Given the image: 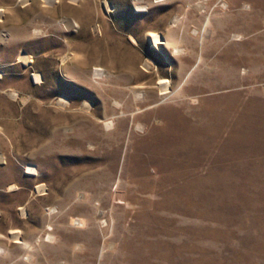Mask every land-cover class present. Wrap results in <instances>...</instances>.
I'll return each instance as SVG.
<instances>
[{"label": "rangeland", "instance_id": "1", "mask_svg": "<svg viewBox=\"0 0 264 264\" xmlns=\"http://www.w3.org/2000/svg\"><path fill=\"white\" fill-rule=\"evenodd\" d=\"M0 12V264H264V0Z\"/></svg>", "mask_w": 264, "mask_h": 264}, {"label": "bare ground", "instance_id": "2", "mask_svg": "<svg viewBox=\"0 0 264 264\" xmlns=\"http://www.w3.org/2000/svg\"><path fill=\"white\" fill-rule=\"evenodd\" d=\"M54 1V0H53ZM157 1H159V0H157ZM52 2V1H51ZM225 5V4H224ZM144 6V5H143ZM143 6H139V7H143ZM1 13V12H0ZM208 21H209V17H207L206 18V24L205 25H208L207 23H208ZM177 22V21H176ZM95 73L97 74V75H100L101 74V71L100 70H98V69H96L95 70ZM103 74V73H102ZM39 77V76H38ZM62 101V100H61ZM16 237V236H15Z\"/></svg>", "mask_w": 264, "mask_h": 264}]
</instances>
